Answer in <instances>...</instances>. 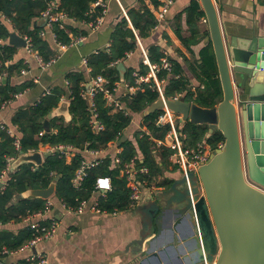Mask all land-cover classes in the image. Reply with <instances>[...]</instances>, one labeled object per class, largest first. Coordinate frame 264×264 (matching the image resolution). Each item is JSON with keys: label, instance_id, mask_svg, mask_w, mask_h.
I'll return each mask as SVG.
<instances>
[{"label": "trees", "instance_id": "trees-1", "mask_svg": "<svg viewBox=\"0 0 264 264\" xmlns=\"http://www.w3.org/2000/svg\"><path fill=\"white\" fill-rule=\"evenodd\" d=\"M95 1L60 0L59 10H64L71 18L90 21L97 16L100 10L98 8L95 13H89L91 4ZM47 2L48 0H0V39H8L12 33L8 25L4 23L3 18L6 17L10 20L14 30L31 38L33 50L37 51L45 61L50 60L52 51L49 43L40 35L43 28L35 21L41 17L42 11L47 7ZM158 5L159 0H137V7L127 9L139 37H148L156 25ZM204 16L202 6L197 0H191L187 7L176 14L173 32L178 40V54L181 59L168 56L172 66L171 70L161 69L157 72V76L159 80L165 79L163 91L167 97L181 93L187 101L211 108L222 100L223 91L209 30L202 31L200 27V19ZM183 19L187 24V30L184 29ZM53 31L58 40L64 43L70 41L71 33L73 35L79 33L73 27L68 28L65 23L61 26L59 20L54 23ZM206 35L209 40L200 49L198 58L192 45L198 44ZM137 47L135 32L123 14L113 29L110 47L88 56L87 65L90 68L91 78L98 75L105 76L109 80L107 87L112 89L115 83L121 81L117 64L124 61L130 52L137 50ZM15 50L12 44L0 45V61L11 59ZM148 55L152 63L159 64L166 54L159 44H151L148 47ZM21 67H23L22 62L9 67L1 64L0 71H8L11 74ZM134 71L138 75H145L149 72V66L141 61L138 69L127 68L125 80L130 86L139 88L121 99L125 110L114 111L104 93L101 91L97 93L96 113L104 124V129L99 132L93 131L89 123L92 112L88 109V100L82 92L86 90L84 84L90 79L83 71H70L66 74L72 115L70 121H66L63 116H56L50 119L48 130L44 126V120L59 106L62 96L67 93L60 87L52 88L50 94L42 96L35 104L20 108L14 113L11 122L19 128L18 134L23 152L39 149L41 145H73L80 151L71 162H68L60 152H52L45 154L44 163L41 166H36L31 162L19 165L11 173L7 184L0 189L1 225L20 223L25 216L44 209L45 199L25 197L23 194L29 189L47 188L54 179H57L56 197L66 206L75 207L80 200L92 195L97 177L110 176L113 188L109 191L107 198L101 201L100 206L107 211H115L129 208L130 191L122 169L125 163L130 162L135 155H140L139 165L149 168L150 182L164 175L165 170L170 169L172 162L169 159L171 154L169 148L156 149L146 135L140 136L141 131L136 132L134 139L123 136L124 130L130 126L133 115L136 113L142 116L143 125H146L156 137H162L168 129L167 126L160 128L155 124L156 118L163 112L162 109L146 116L143 115L146 108L156 101L160 94L153 79L150 82L137 84ZM32 84V81H25L22 84L13 85L9 80L1 84L0 106L3 101L15 98L16 93H20ZM178 126L186 136L184 141L187 148L195 147L199 142H207L217 147L225 140L219 130L208 137L209 128L205 124L180 121ZM41 131H45L42 136L39 135ZM13 141L14 138L6 130H0V172L6 166L7 158L18 154ZM114 141H118L121 148L119 153L121 164L116 166L114 158L107 156L97 166L88 170L80 188L75 187L72 179L85 157L83 150L85 148L95 150L106 148ZM173 165L174 168H178L176 164ZM170 181L165 178L160 184L167 185ZM33 236L34 230L29 225H24L16 232L1 228L0 254L4 246L10 250H16Z\"/></svg>", "mask_w": 264, "mask_h": 264}, {"label": "crops", "instance_id": "crops-1", "mask_svg": "<svg viewBox=\"0 0 264 264\" xmlns=\"http://www.w3.org/2000/svg\"><path fill=\"white\" fill-rule=\"evenodd\" d=\"M119 1L121 6L116 0H107L108 12L105 21L96 30L91 27V20L80 21L68 15L69 17L64 21L65 25L68 28L77 29L79 33L75 35L83 34L85 40L77 46L65 50H60L54 38V32L46 27V23H43V17L35 20L38 26L45 29V34L42 37L49 43L52 51L49 59L57 53L58 56L50 66L43 69L40 67L35 55L30 53L26 46L17 47L14 45L16 50L11 59L1 62L0 65L3 64L5 67H9L12 64L22 62L23 67L11 74L8 71L1 70L0 85L8 82V80L13 85L22 84L25 81H32L33 84L21 91L18 97L11 99L0 109V124L5 123L12 127L15 126L11 122L14 113L20 108L35 104L44 96L45 88H51L52 90V88L60 87L65 89L67 93L62 96L61 101L70 102L66 74L70 71H83L86 77L91 80L90 68L87 65L88 56L110 47L113 29L124 14L122 7L126 12L128 8L137 7V0ZM190 2L191 0H177L172 5L166 19L155 25L148 37H140L147 52L151 44H159L168 56L180 58L178 40L174 37L173 32L174 17ZM215 3L224 36H234L236 38L264 37V0H215ZM3 19L11 32H17L13 29L9 19L6 17ZM129 24L130 27L133 26L132 22ZM183 26L187 30L184 19ZM207 26L208 23H204L200 19L202 31L209 30ZM185 32L188 34L187 31ZM72 35L73 33H71ZM3 40L5 44H11L9 38ZM208 40L209 38L206 35L198 44L192 45V49L198 58L200 49L207 44ZM143 58V53L138 46L137 50L130 52L122 62L126 68L138 69L140 62L144 63ZM24 68L27 70L26 74L21 72ZM34 78H38L39 82L35 83ZM119 82L116 90V96L119 99H122L128 93L134 92V89L129 87L130 85L126 80L124 82L129 86L126 84L122 86L121 81ZM139 115V113L134 114L132 122L136 118L138 124ZM66 121L68 120L66 119ZM127 129L124 130L123 136L134 139L137 126L132 132ZM116 149L121 150L119 142H111L106 153L114 155ZM86 156L91 157L90 155ZM177 169L171 165L170 169L164 171V175L156 177L152 182L157 187L154 190L148 188L144 192L142 201L136 207L126 210L102 213L92 211L81 214L70 213L62 201L56 195H53L51 197L54 203L53 215L59 222L58 230L52 239L40 241L34 248L36 251L45 253L50 264H139L141 258H148V255L151 254H143L138 259L136 256L141 247L142 250L151 247L156 252L160 250L166 252V257L160 254L158 261L152 258L146 261L145 264H166L172 261L173 256H181L183 250L188 253L189 240L192 239L191 233L193 231L198 233L189 196L178 202L169 200V197L161 196L172 184L174 176L179 171ZM165 178L171 181L167 185L160 184ZM201 196L202 193L198 195V198ZM144 204L152 206L150 207L147 229L144 214L140 211ZM24 225L27 224L23 221L6 225L0 224V229L7 228L16 232ZM34 248L15 250L7 255L1 253L0 260L3 262L23 261L34 253ZM215 260L216 257L213 258V261Z\"/></svg>", "mask_w": 264, "mask_h": 264}, {"label": "water", "instance_id": "water-1", "mask_svg": "<svg viewBox=\"0 0 264 264\" xmlns=\"http://www.w3.org/2000/svg\"><path fill=\"white\" fill-rule=\"evenodd\" d=\"M200 4L208 22L222 100L207 108L184 97H159L143 112L146 116L167 106L172 115H180L181 122L207 125L208 137L219 130L225 138L224 145L214 149L198 169L204 193L196 204L200 234L193 231L188 253L183 250L166 264H264V37L224 36L215 0H200ZM42 20L47 22L45 17ZM9 42L17 47L27 44L17 32L10 34ZM117 68L125 86L127 68L123 62ZM56 116L72 119L69 101H61L44 120L46 130ZM24 162L41 166L44 157L40 151L22 152L13 168ZM56 183L54 179L47 188L29 189L23 195L47 200L56 194ZM3 185L0 182V189ZM194 193L199 195L200 188L195 187ZM148 253L139 264L152 258L158 261L160 254L166 257L165 250L156 252L151 247H141L136 257Z\"/></svg>", "mask_w": 264, "mask_h": 264}, {"label": "built area", "instance_id": "built-area-1", "mask_svg": "<svg viewBox=\"0 0 264 264\" xmlns=\"http://www.w3.org/2000/svg\"><path fill=\"white\" fill-rule=\"evenodd\" d=\"M119 4L120 1L116 0ZM177 0H159V5L156 10L157 15V23L158 25L160 22L164 21L168 16L170 9L173 4H175ZM200 2V0H197ZM121 6V4H120ZM98 8L99 13L97 16L91 20L90 25L93 27L94 30L99 29L105 21V16L108 12V4L107 0H96L91 4L89 13H95ZM122 11L125 17L128 19L129 23H131L130 18L126 10L122 7ZM41 17L47 18L46 27L53 31V25L56 21H60V25L63 26L65 23L64 21L69 17L68 14L64 10H59V0H48L47 7L42 11ZM201 21L204 23L207 22L206 16L201 18ZM132 28H134L132 26ZM54 32V31H53ZM137 44L140 47L143 53V61L145 64L149 66V72L145 75H138L137 72H134V76H136L137 84L141 82H150L151 79L155 81V85L157 90L159 91L160 97L165 100L167 98L178 100L182 97V94H176L172 97H167L163 91V84L165 80H159L157 76V72L161 69L163 70H171V62L168 59V55L166 54L165 57L161 59V63H152L149 59V55L147 50L142 44L141 38L137 34L136 30L134 29ZM45 34V29L43 28L40 31V35L43 36ZM54 38L58 43V47L60 50H65L69 47L77 46L79 43L85 40V35H72L70 41L68 43H64L58 40L56 33L54 32ZM27 44L26 47L30 53L34 54L37 61L40 64V67L45 69L46 67L50 66L57 58L58 53L52 57L49 61H45L44 58L32 48L31 38L27 35L24 36ZM3 39H0V45L5 44ZM1 63V61H0ZM22 73L26 74L27 70L24 68L21 70ZM33 81L35 83L39 82L38 78H34ZM89 82H91V87H88V83L84 84L86 90H83L82 95L85 96L88 100L89 107L88 109L92 112V117L90 118V126L91 129L95 132H99L104 129V124L98 118V114L96 113V104H95V97L99 91L103 92L108 102L112 105L114 111L125 110L124 104L122 103L121 99L116 96V90L119 86L120 82L115 83V86L110 89L107 87L106 84L109 83V80L103 76L98 75L93 77ZM126 84V82H124ZM129 86L128 84H126ZM69 86V83H68ZM134 89V92L138 86H129ZM51 88H45L44 95L50 94ZM19 93L15 94V97H18ZM1 100V98H0ZM3 101L1 103L0 109L9 102ZM163 112L159 115L158 118L155 120V124L163 128L165 126L168 127L167 131L162 137H156L153 135L152 131L146 125L140 129L142 132L140 136L146 135L148 139L154 144L156 149L167 147L171 150L170 154V161L173 164H176L179 170L182 172L183 176L185 177L188 196L190 200V204L192 210L194 212L196 225L198 232L200 234V225L198 220V215L196 213V204L198 201V195L194 193V185L192 184L190 173L196 172L198 173V169L202 164H205L210 159V156L214 149L221 148L224 145V141L220 142L217 147L212 146L207 142H199L195 147L187 148L185 146V134L182 132L180 127L176 124L175 113L172 115L171 111L165 106L162 109ZM165 115L168 116L166 122H163ZM179 120L181 118H178ZM17 126H9L5 123L0 124V130H6L7 133L14 138L13 144L15 146L16 151L18 152L15 156H10L7 158V164L5 168L0 172V182H3V187L7 184L8 179H10L11 173L17 168H13V163L17 159V157L23 152L22 151V143L17 132ZM45 131H41L39 133L40 136L44 134ZM121 134V133H120ZM117 142V141H114ZM111 143H109L110 145ZM108 147L102 149H88L85 148L83 153L85 154L84 159L81 161L80 166L75 171L74 177L72 179L73 185L77 188H80L83 185L84 179L88 174V170L97 166L104 158L110 156L114 158V164L118 166L121 164V159L119 157V153L121 150L116 149L114 155H109L107 152ZM40 151L43 154V157L47 153L52 152H60L64 155L68 162H71L72 158L80 151L78 148L74 147L73 145H58V146H51V145H41L39 149H32L28 152H35ZM86 155H90L91 157H87ZM140 159V155H135L134 158L125 163L122 172L126 179L127 188L130 191L129 197V208L136 207L143 199L144 192L150 188L154 190L157 186L153 182H150L148 176L150 175L149 168L146 166H141L138 164ZM2 187V188H3ZM200 188L202 195L203 190L201 184L197 186ZM1 188V189H2ZM113 188L112 180L110 176H99L95 182V189L92 192V195L89 198L82 199L79 201L78 205L75 207H67L70 213L81 214L86 211H92L96 213L107 212V210L103 209L100 206V203L103 199L107 198L109 191ZM53 201L52 198H48L45 203L44 209H41L33 214H29L25 216L22 221L29 225L31 229L34 230V236L30 238L24 245L19 247L16 250H25L27 248H34L36 245L43 240L52 239L55 233L58 230L59 222L55 219L53 215ZM116 211V210H115ZM15 250H10L5 246L2 248L1 253L3 255L11 254ZM0 264H50V261L47 255L43 252L36 251L28 256L23 261H15V262H3L0 260Z\"/></svg>", "mask_w": 264, "mask_h": 264}, {"label": "rangeland", "instance_id": "rangeland-1", "mask_svg": "<svg viewBox=\"0 0 264 264\" xmlns=\"http://www.w3.org/2000/svg\"><path fill=\"white\" fill-rule=\"evenodd\" d=\"M208 28V26H207ZM178 118H180V115L175 113V118L176 119V124H179V120ZM137 126L136 131H140L139 129L143 127V118H141V115H139V121L137 124V120L136 118H134V121L132 122V125L127 129L128 131H131ZM136 134V133H135ZM45 157V155H44ZM174 168V165H173ZM179 169V168H178ZM177 169V170H178ZM190 178L192 181V184L194 185V187H197L200 185V178L198 173L196 172H191L190 173ZM165 198L169 197V200L171 201H181L183 199L186 198V196H188V192H187V186H186V181H185V177L183 176L182 172L179 170L177 171V175L174 176V180L172 181V184H170V187L167 188L166 191L163 192V194L161 195ZM150 207L148 204H144L143 208L140 210L143 214H144V222L146 223V229L148 226V219L150 217Z\"/></svg>", "mask_w": 264, "mask_h": 264}]
</instances>
